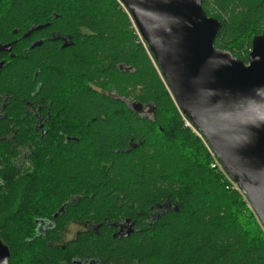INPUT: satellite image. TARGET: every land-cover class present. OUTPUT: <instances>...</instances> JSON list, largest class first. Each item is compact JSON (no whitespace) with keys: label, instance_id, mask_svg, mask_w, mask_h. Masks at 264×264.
Segmentation results:
<instances>
[{"label":"trees","instance_id":"16d2710c","mask_svg":"<svg viewBox=\"0 0 264 264\" xmlns=\"http://www.w3.org/2000/svg\"><path fill=\"white\" fill-rule=\"evenodd\" d=\"M214 2L235 11L216 13L214 47L247 64L252 39L264 36V0ZM131 27L120 0H0V45L12 43L0 52V242L8 264H264V228L228 175L211 168L203 136ZM103 78L141 86L132 102L154 112L135 113L130 94L106 91ZM33 104L51 116L53 140H69L53 143L51 161L46 140L31 143L40 153L29 155L21 176L5 139L34 138ZM41 215L59 230L69 222L92 229L63 250L49 247L32 236ZM126 220L132 233L113 237Z\"/></svg>","mask_w":264,"mask_h":264},{"label":"water","instance_id":"95a60500","mask_svg":"<svg viewBox=\"0 0 264 264\" xmlns=\"http://www.w3.org/2000/svg\"><path fill=\"white\" fill-rule=\"evenodd\" d=\"M120 2L172 100L239 186L264 228V36L252 39L245 65L214 47L221 22L206 15L202 0ZM40 29H31L23 38ZM39 45L34 43L31 49ZM11 49L12 43L0 45V52ZM127 105L137 114L144 108L154 112L139 102L127 101ZM114 226H125L127 231L113 237L132 233L128 220ZM9 259L7 247L0 242V264H8Z\"/></svg>","mask_w":264,"mask_h":264},{"label":"flooded vegetation","instance_id":"af4514ba","mask_svg":"<svg viewBox=\"0 0 264 264\" xmlns=\"http://www.w3.org/2000/svg\"><path fill=\"white\" fill-rule=\"evenodd\" d=\"M2 62V61H1ZM3 102V101H2ZM0 103V119H3V116L1 115L4 110V106ZM41 103V102H40ZM28 110L32 114L34 120L32 122L33 126V133L34 138L30 139L29 141H19V138H13L8 137L5 139L6 145L10 148V157L13 160V164L11 166L15 168L16 173L19 175H24L27 171V169L30 168V162H29V155L33 154L34 156L40 153L38 150V146L36 144L33 146L31 143L37 142L41 143L42 141L46 140L47 148L51 151L50 154H47V158L49 161L52 159V151H53V143L55 145H59V142L62 144H66L69 138L61 134L57 137V139L53 140L51 137V132L49 130V125L47 124L48 119H51V116L49 113H47L45 116L42 115L41 110L42 107L38 105H30L28 106ZM46 137V139H44ZM1 164V161H0ZM0 173H3V167L0 165ZM35 170L32 169V173H34ZM5 186V183L3 182L2 178L0 177V189ZM2 197V196H0ZM35 210V209H34ZM63 208H60L59 211L53 215V218H56L59 213H61ZM35 214H38V211L35 210ZM33 223V238L36 240H42L47 246L49 247H59L61 250L64 249V247L71 242H75L77 238L81 235L86 233L89 229H92L91 226L86 224L85 222H69L66 223L63 230H59V228L54 227L52 225V222L45 216L41 215L40 217L35 216L32 218ZM116 233L124 234L126 233L127 229L126 227L121 226H115ZM53 232H56L58 236L54 237ZM52 233V234H51ZM50 234V235H49ZM57 238V239H56ZM75 264H96L94 262H80L77 261Z\"/></svg>","mask_w":264,"mask_h":264},{"label":"rangeland","instance_id":"374dc122","mask_svg":"<svg viewBox=\"0 0 264 264\" xmlns=\"http://www.w3.org/2000/svg\"><path fill=\"white\" fill-rule=\"evenodd\" d=\"M231 9H232V6H230V5L227 6L226 8L225 7H219L218 5L215 4L214 0H208V5H207L206 10H207V16L208 17L216 18V13H220L226 17H229L230 15H234L235 11H232ZM223 10L225 12H223ZM132 30H134V29L132 28ZM262 31L264 32V25L262 26ZM159 76H160V72H159ZM99 82L104 83L106 85V89H107L106 91L112 93L113 95L130 94L128 101L131 100V102L133 101V98H131V97L142 92L141 86L134 87V83H132V81H130V80H125V78H121L119 80L118 79L117 80L111 79V78L110 79H106V78L104 79L103 78V79H99ZM96 91L100 92V88L96 89ZM142 114L144 116H151V113L148 112V110L146 108H144ZM201 141H202V139H201ZM249 210H251V209H249Z\"/></svg>","mask_w":264,"mask_h":264},{"label":"built area","instance_id":"2783aa9c","mask_svg":"<svg viewBox=\"0 0 264 264\" xmlns=\"http://www.w3.org/2000/svg\"><path fill=\"white\" fill-rule=\"evenodd\" d=\"M120 4H121V6H123L121 2H120ZM133 26H134V25H133ZM134 30L137 32V30L135 29V27H134ZM137 36H138V38L140 39V36L138 35V32H137ZM140 41L143 42L141 39H140ZM186 125L189 127V124H188V123H186ZM209 153H210L211 156H212L211 168H217L221 173L225 172V171L223 170V168L221 167V165H220L219 161L217 160V158L212 154V152H211L210 150H209ZM225 173H226V172H225ZM227 180H228V183H229V189L238 192V193L241 195L242 201L246 204V206H247L249 209H251V207L249 206V203H248V201H247L245 195L243 194V192L241 191V189L239 188V186H238L235 182H233V181L230 179L229 176L227 177Z\"/></svg>","mask_w":264,"mask_h":264}]
</instances>
